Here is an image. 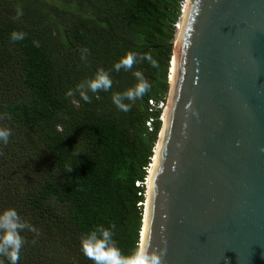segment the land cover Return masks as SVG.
<instances>
[{
  "label": "trees",
  "instance_id": "16d2710c",
  "mask_svg": "<svg viewBox=\"0 0 264 264\" xmlns=\"http://www.w3.org/2000/svg\"><path fill=\"white\" fill-rule=\"evenodd\" d=\"M183 1L0 0V128L12 133L0 143V212L15 208L38 232L21 233L18 264H93L80 239L99 225H115L126 256L140 245L163 125V112H150L149 101L168 102ZM13 31L26 36L13 42ZM129 52L137 62L116 71ZM101 68L112 88L89 92L86 103L77 85ZM136 72L150 89L125 101V113L111 97L134 88Z\"/></svg>",
  "mask_w": 264,
  "mask_h": 264
},
{
  "label": "water",
  "instance_id": "95a60500",
  "mask_svg": "<svg viewBox=\"0 0 264 264\" xmlns=\"http://www.w3.org/2000/svg\"><path fill=\"white\" fill-rule=\"evenodd\" d=\"M181 26L140 245L264 264V0H189Z\"/></svg>",
  "mask_w": 264,
  "mask_h": 264
},
{
  "label": "clouds",
  "instance_id": "9594fccd",
  "mask_svg": "<svg viewBox=\"0 0 264 264\" xmlns=\"http://www.w3.org/2000/svg\"><path fill=\"white\" fill-rule=\"evenodd\" d=\"M17 15H22V11L18 10ZM25 36L26 33L24 32L13 31L11 40L13 42L20 41ZM34 45L39 47L38 42L34 41ZM137 59L138 57L135 53L129 52L114 65V69L116 71H120L122 68L130 70L134 63L137 62ZM140 59L151 60L152 58L150 55H145L140 57ZM134 75L138 80L134 88L123 93H114L111 97L115 107L125 113L131 109V104L125 103V101H134L142 97L150 89L149 83L140 72H136ZM112 85L113 80L110 78L109 72L101 68L97 70L94 78L77 85L76 91L79 92L80 98L84 102L90 103L89 92H108ZM67 95L72 96L73 92L69 90ZM11 134V129L0 128V143L6 146L9 143ZM72 170V168H69L68 172ZM25 230L38 235L37 229L27 222L15 208H6L0 212V257L5 258L9 264H18L20 260L21 250L26 243L21 233ZM114 230L115 225H110L107 228L99 225L81 237V251L85 257L93 261V264H163L166 248L161 249L159 252L151 251L150 244L145 242L137 246L130 255L126 256L121 252L117 242L114 240ZM0 264H3V260H0Z\"/></svg>",
  "mask_w": 264,
  "mask_h": 264
},
{
  "label": "built area",
  "instance_id": "2783aa9c",
  "mask_svg": "<svg viewBox=\"0 0 264 264\" xmlns=\"http://www.w3.org/2000/svg\"><path fill=\"white\" fill-rule=\"evenodd\" d=\"M188 1L189 0H184L183 3L181 4V19H182L183 15L185 14V11H186V8H187V5H188ZM180 24H181V22H180ZM179 25H177V29L179 28ZM167 105H168V102L167 103H164V102L157 103L154 100H150L149 101L150 112L157 111V110H161L163 112L162 115H161V118H160V121L162 123H163V118L165 116V112L167 110ZM153 123H154L153 119H150L146 123V126H147V128H148V130L150 132L153 131ZM139 185H140V183H137V186H139ZM146 185H147V182H146Z\"/></svg>",
  "mask_w": 264,
  "mask_h": 264
},
{
  "label": "bare ground",
  "instance_id": "6f19581e",
  "mask_svg": "<svg viewBox=\"0 0 264 264\" xmlns=\"http://www.w3.org/2000/svg\"><path fill=\"white\" fill-rule=\"evenodd\" d=\"M187 9V8H186ZM182 30V26L181 24L179 25V31L181 32ZM180 32H178L177 34V37H176V42H175V52H174V56H173V60H172V65H171V72H170V79H171V82L173 81V76H174V69H175V64H176V56H177V46H178V41H179V37H180ZM166 113V112H165ZM166 115V114H165ZM164 120H165V116L163 118V123H164ZM159 144V143H158ZM158 144H157V148H155V156L153 158V162L151 164V167L149 169V179H148V182H147V186H148V189H149V185H150V180H151V175H152V171H153V167H154V162H155V158H156V153H157V149H158ZM149 192V190H148ZM147 205H148V197L146 199V205H145V212H147ZM145 220H146V216H145ZM143 233H144V230L142 232V238H143ZM142 242V241H141ZM140 242V243H141Z\"/></svg>",
  "mask_w": 264,
  "mask_h": 264
},
{
  "label": "rangeland",
  "instance_id": "374dc122",
  "mask_svg": "<svg viewBox=\"0 0 264 264\" xmlns=\"http://www.w3.org/2000/svg\"><path fill=\"white\" fill-rule=\"evenodd\" d=\"M48 1H51V2H55V0H48ZM168 106V105H167ZM146 187H147V185H146ZM147 194V193H146ZM144 209H145V207H144Z\"/></svg>",
  "mask_w": 264,
  "mask_h": 264
}]
</instances>
